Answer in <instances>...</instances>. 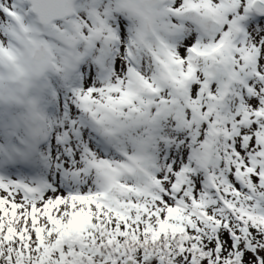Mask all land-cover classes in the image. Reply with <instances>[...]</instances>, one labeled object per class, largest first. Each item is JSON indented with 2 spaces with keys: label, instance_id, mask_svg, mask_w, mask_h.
<instances>
[{
  "label": "snow or ice",
  "instance_id": "obj_1",
  "mask_svg": "<svg viewBox=\"0 0 264 264\" xmlns=\"http://www.w3.org/2000/svg\"><path fill=\"white\" fill-rule=\"evenodd\" d=\"M0 264H264V0H0Z\"/></svg>",
  "mask_w": 264,
  "mask_h": 264
}]
</instances>
